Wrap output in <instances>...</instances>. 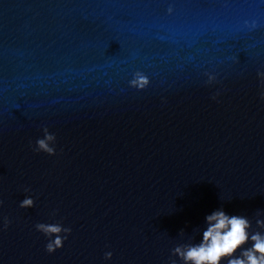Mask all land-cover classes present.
Segmentation results:
<instances>
[{"label":"water","instance_id":"obj_1","mask_svg":"<svg viewBox=\"0 0 264 264\" xmlns=\"http://www.w3.org/2000/svg\"><path fill=\"white\" fill-rule=\"evenodd\" d=\"M0 199V264H183L218 207L264 233V0H0Z\"/></svg>","mask_w":264,"mask_h":264},{"label":"clouds","instance_id":"obj_2","mask_svg":"<svg viewBox=\"0 0 264 264\" xmlns=\"http://www.w3.org/2000/svg\"><path fill=\"white\" fill-rule=\"evenodd\" d=\"M54 136L49 134L36 141L35 152H44L48 155L56 154V147L49 143ZM26 193L19 201L18 206L23 209L35 206V197L30 186L23 188ZM4 204L0 199V207ZM58 209L49 214V221H37L34 224L36 231L46 237L44 245L48 253H53L63 247L72 229L66 226L62 219H56ZM258 224L264 221H257ZM11 224L8 215L0 216V230ZM250 221L244 215L230 214L223 207H218L204 215V225L200 229V239L196 243L177 246L174 252L183 261V264H264V233H249ZM249 241L251 245L245 247ZM113 252H104V259L111 260ZM176 264V261H171Z\"/></svg>","mask_w":264,"mask_h":264}]
</instances>
